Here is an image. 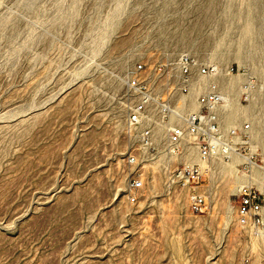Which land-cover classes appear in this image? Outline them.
Returning <instances> with one entry per match:
<instances>
[{
    "label": "rangeland",
    "instance_id": "374dc122",
    "mask_svg": "<svg viewBox=\"0 0 264 264\" xmlns=\"http://www.w3.org/2000/svg\"><path fill=\"white\" fill-rule=\"evenodd\" d=\"M182 53L239 69L222 115L264 159V0H0V264H264L233 163L203 164L206 213L159 175L128 199L126 80Z\"/></svg>",
    "mask_w": 264,
    "mask_h": 264
},
{
    "label": "built area",
    "instance_id": "2783aa9c",
    "mask_svg": "<svg viewBox=\"0 0 264 264\" xmlns=\"http://www.w3.org/2000/svg\"><path fill=\"white\" fill-rule=\"evenodd\" d=\"M238 70L186 53L134 65L126 80L130 104L125 114L131 203L159 175L163 186L183 195L190 213L208 212L215 202L203 189V164L218 159L233 163L236 176L247 177L234 193L233 223L250 237L264 236V159L253 145L251 122L226 125L222 115L229 103L222 82ZM256 171L262 173L260 180ZM221 173L211 172L215 188Z\"/></svg>",
    "mask_w": 264,
    "mask_h": 264
},
{
    "label": "bare ground",
    "instance_id": "6f19581e",
    "mask_svg": "<svg viewBox=\"0 0 264 264\" xmlns=\"http://www.w3.org/2000/svg\"><path fill=\"white\" fill-rule=\"evenodd\" d=\"M230 115H232V113L229 112V113L227 114V116L230 117Z\"/></svg>",
    "mask_w": 264,
    "mask_h": 264
}]
</instances>
